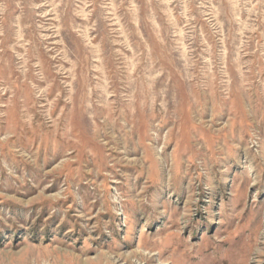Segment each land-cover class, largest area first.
I'll list each match as a JSON object with an SVG mask.
<instances>
[{
  "label": "rangeland",
  "instance_id": "1",
  "mask_svg": "<svg viewBox=\"0 0 264 264\" xmlns=\"http://www.w3.org/2000/svg\"><path fill=\"white\" fill-rule=\"evenodd\" d=\"M0 264H264V0H0Z\"/></svg>",
  "mask_w": 264,
  "mask_h": 264
}]
</instances>
